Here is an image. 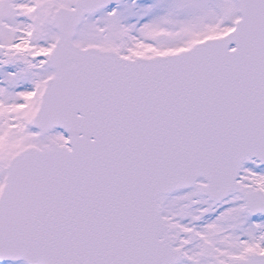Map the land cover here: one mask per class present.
<instances>
[{"label":"snow or ice","instance_id":"obj_1","mask_svg":"<svg viewBox=\"0 0 264 264\" xmlns=\"http://www.w3.org/2000/svg\"><path fill=\"white\" fill-rule=\"evenodd\" d=\"M0 264H264V0H0Z\"/></svg>","mask_w":264,"mask_h":264}]
</instances>
